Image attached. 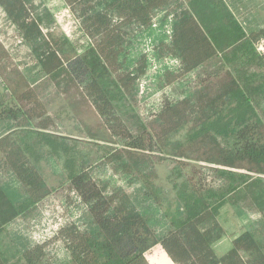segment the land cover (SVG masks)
<instances>
[{"label": "trees", "instance_id": "trees-1", "mask_svg": "<svg viewBox=\"0 0 264 264\" xmlns=\"http://www.w3.org/2000/svg\"><path fill=\"white\" fill-rule=\"evenodd\" d=\"M62 3L69 15L59 35L47 18L50 9L43 17L34 0H0V8L13 37L28 50L24 65H32L35 79H64L93 107L98 130L89 132L91 139L114 146L106 152L107 163L126 168L125 154L156 152L157 162L176 164L171 197L148 173L132 175L161 211L167 230L159 236L127 193L110 190L92 175V165L69 154L67 138L48 131L54 123L37 90L18 73L17 80L1 81L0 123L23 119L28 125L2 133L0 151L2 168L22 192L0 182V244L9 224L62 186H51L40 168L43 154L57 159L62 152L67 185L87 206L91 222L86 230L75 223L60 229L57 238L70 252L66 264H147V254L158 245L173 264H264V240L246 226L230 236L227 247L218 246L227 237L222 208L264 183V119L257 108L264 97V52L257 49L264 28L241 22L226 0ZM157 14L164 34L154 27ZM74 17L79 26L67 28ZM168 21L170 35L164 32ZM139 33L156 35L158 60L179 62L176 69L161 72L164 85L212 60L221 65L218 74L201 80L183 99H166L150 125L136 113L138 81L149 68V57L135 50ZM193 146L206 149L202 160L209 167L192 157ZM208 172L224 188L215 187ZM47 246H26L14 262L0 246V264H52Z\"/></svg>", "mask_w": 264, "mask_h": 264}, {"label": "rangeland", "instance_id": "rangeland-1", "mask_svg": "<svg viewBox=\"0 0 264 264\" xmlns=\"http://www.w3.org/2000/svg\"><path fill=\"white\" fill-rule=\"evenodd\" d=\"M36 12L47 18L53 19L51 27L59 35L63 33V19L69 15V10L62 3V0H34ZM49 16V17H48ZM73 16V15H70ZM161 15L157 14L154 20V27L158 34ZM67 22V21H66ZM67 28L79 26L76 17L70 19ZM170 22L164 29L170 35ZM156 32V33H157ZM12 26L7 22L6 14L0 8V91L2 80H17L18 73L28 77L32 86L37 90L41 101L45 104L49 116L53 120V125L48 131L53 134L66 137L65 144L71 149L69 154L79 160H85L92 165V175L101 183L108 184L109 189L120 188L131 198V205L141 212L155 229L159 236L167 230V222L155 203L145 197L140 183L133 178L134 172L148 173L164 189L166 196L174 195L173 180L171 173L174 171L175 163L171 161L157 162L155 153H130L125 154L124 161L127 166L107 163L104 159L107 150L112 146L96 144L91 139L90 133L98 130L97 118L93 112V107L79 98L78 90L64 79L57 81L50 77L35 79L36 74L31 70L32 65L28 63V50L24 44L19 43L13 35ZM140 35L139 41L135 43V50H138L149 57V68L147 74L138 81V94L136 103V113L145 124H152L155 115L161 110L164 101L180 100L189 95L195 88L199 87L201 80L212 78L221 70V65L217 60H212L198 69L187 74L171 85H164L160 82L159 76L165 68L176 69L179 62L175 59L166 58L158 60L155 55L156 35L149 36L145 33L143 38ZM75 39L77 34H73ZM18 70V72L15 71ZM5 98V93L0 92V99ZM258 111L264 119V97L258 99ZM139 120V119H138ZM136 121V120H134ZM36 122H34V125ZM139 125L140 123L137 122ZM25 120L19 122L0 123V135L15 129L19 126H27ZM98 145L104 146L100 148ZM111 151V150H110ZM192 157L201 158L198 164L203 167L209 165L202 160L208 154L204 147L193 146ZM44 153L45 152L44 150ZM0 151V182L14 185L20 193L21 187L15 182L12 173L1 166L3 157ZM41 161V171L51 186L57 187L49 196L41 201L32 211L17 218L9 224L1 236L0 246L16 261L17 252L26 246L47 243V252L52 264H66L70 260V252L64 242L57 238L62 227L69 223H75L82 230L91 227L88 208L83 204L80 197L69 189L66 182V175L60 164L64 156L57 159L43 154ZM58 162H57V161ZM126 170L127 173L124 171ZM131 175L129 174V172ZM208 174H210L208 172ZM209 181L215 187L224 188L222 181L214 175H208ZM264 183L255 187L254 190L242 196L238 201L226 206L221 210L220 220L227 231V237L218 245L222 249L228 246V239L246 226L264 240ZM220 248V249H221ZM13 256V257H12ZM147 264H173L163 252L161 246H156L147 254Z\"/></svg>", "mask_w": 264, "mask_h": 264}, {"label": "crops", "instance_id": "crops-1", "mask_svg": "<svg viewBox=\"0 0 264 264\" xmlns=\"http://www.w3.org/2000/svg\"><path fill=\"white\" fill-rule=\"evenodd\" d=\"M226 2L241 22L244 24L248 22L256 29L264 28V0H226ZM262 42L264 39H260L258 44Z\"/></svg>", "mask_w": 264, "mask_h": 264}, {"label": "built area", "instance_id": "built-area-1", "mask_svg": "<svg viewBox=\"0 0 264 264\" xmlns=\"http://www.w3.org/2000/svg\"><path fill=\"white\" fill-rule=\"evenodd\" d=\"M257 49L260 52H264V42L257 44Z\"/></svg>", "mask_w": 264, "mask_h": 264}]
</instances>
